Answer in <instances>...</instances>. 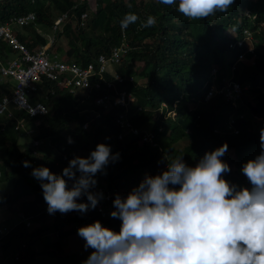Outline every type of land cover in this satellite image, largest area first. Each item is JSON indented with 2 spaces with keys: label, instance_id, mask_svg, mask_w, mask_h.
Here are the masks:
<instances>
[{
  "label": "trees",
  "instance_id": "obj_1",
  "mask_svg": "<svg viewBox=\"0 0 264 264\" xmlns=\"http://www.w3.org/2000/svg\"><path fill=\"white\" fill-rule=\"evenodd\" d=\"M92 1L0 0V21L11 15L35 12L36 22L24 27V31L29 35V45H45L48 39L40 34V28H51L57 17L71 9L75 10L77 18L86 11L88 17L83 26L69 21L62 33L68 41L64 50L66 59L84 66L95 61L98 55L109 53L110 47L118 40L120 21L126 14L138 15L139 20L126 29V41L131 49L127 51L126 58L115 65V73L120 80L113 79L111 75L106 77L115 83L116 89L133 95L134 102L127 115L135 125H142L154 114L157 115L163 102L168 104L162 112L159 111L160 115L151 126L156 144L143 140L139 134L123 139L112 136L115 115L120 108L112 106L110 110H105L93 102V98L105 89H97L92 84L84 91L70 94L46 81L39 99L47 104L48 114L32 117V122L37 121V127L41 128L48 121L45 129L55 146L56 155L44 153L42 157H37L39 163L35 167H47L60 174L68 161L75 157L71 153L74 144H69L68 138L75 142L88 136L86 145L89 154L98 143L108 144L112 153L120 154L118 162L107 166L106 175L97 174L94 177L98 183L92 191H98L99 186L107 191L116 187L125 196L144 178L145 169L154 168L148 174H158L165 167L163 161L170 162L178 155H183L184 161L194 166L206 151L227 143L234 157L229 156L227 151L222 159L231 169L235 164V168L241 169L247 150L255 147V154H259V135L264 128V31H259L261 37L257 32L264 22V0H234L227 13L217 12L214 16L197 20L184 17L176 10V5H163L160 0ZM148 16L155 17L157 23L141 28ZM229 28L233 30L232 34L227 32ZM246 28L251 34L245 33ZM255 36L260 37L259 42ZM21 38L24 40V37ZM5 51L12 52L7 47ZM215 51L218 55H214ZM240 54L245 60L239 59ZM248 61L251 63L247 64ZM134 63L143 64L135 78L129 72L130 65ZM136 78H145V84H137ZM228 83L239 85L240 91H234V86L228 87ZM212 85L216 91L207 97ZM4 88L6 86H1V89ZM51 90H54L53 94ZM228 91L230 98L226 95ZM45 93H48L46 98L43 97ZM176 103L177 108H174ZM172 109L176 111L175 116L165 115ZM254 116L260 119L254 122ZM85 122L87 126L83 127ZM159 126L162 127L160 130ZM64 130L67 131V140H57V134ZM16 136L5 135L10 144L4 148L10 157L1 163L6 166L3 174L6 170L10 173V191L0 193V206L17 205V211L29 222L35 220L44 225L25 226L19 219L5 234L0 235V253L14 241H26L27 245L30 239H38L45 230H55L57 238L52 246L59 254L63 250L58 238L77 231L66 227L70 223H79L81 227L99 221L105 228L107 226L119 232L120 220L111 216L102 218L96 209L83 215L76 211L65 215L57 212L48 222L43 212L47 204L40 182L30 174L35 167L22 166V161L42 144L37 146L31 141L13 155ZM231 175L229 181L239 176L246 178L237 170H233ZM71 183L69 181V187ZM113 199L110 201L112 206L108 207L109 214L115 210ZM46 249L48 251V247ZM24 250L26 246L18 250L16 264H29L34 258L35 253H25Z\"/></svg>",
  "mask_w": 264,
  "mask_h": 264
},
{
  "label": "clouds",
  "instance_id": "obj_2",
  "mask_svg": "<svg viewBox=\"0 0 264 264\" xmlns=\"http://www.w3.org/2000/svg\"><path fill=\"white\" fill-rule=\"evenodd\" d=\"M160 3L176 5L184 17L197 20L227 13L234 0ZM138 20L135 13L126 14L121 30ZM156 23L148 16L140 27ZM67 142L74 143L70 137ZM259 147V154L240 169L248 187L224 179L231 172L222 160L227 143L206 151L194 166L183 155L163 161L165 168L158 174H145L125 196L115 195L110 216L121 222L118 233L99 221L77 229L84 250H92L82 264H264V128ZM119 159L110 145L98 143L87 157L70 159L60 174L43 166L32 168L30 174L40 182L49 215H83L104 199L102 192L92 191L98 183L94 177L106 175L107 166ZM22 166L32 167L27 160ZM82 197L87 202H78Z\"/></svg>",
  "mask_w": 264,
  "mask_h": 264
},
{
  "label": "built area",
  "instance_id": "obj_3",
  "mask_svg": "<svg viewBox=\"0 0 264 264\" xmlns=\"http://www.w3.org/2000/svg\"><path fill=\"white\" fill-rule=\"evenodd\" d=\"M69 11L73 12V18H71ZM69 11L55 19L51 27L53 35L49 36L47 44H40L37 48L20 40L18 34V29L36 22L37 15L35 12H27L23 15H11L6 20L0 21V78L14 80L16 83L15 88H13L12 96L10 98L4 97L0 99V115H2L3 122L9 121V119L13 117V115L6 110L13 106L19 111H22V114H25L27 117L28 114L32 117L48 114V106L44 100L38 99L31 101V97L41 91L46 81L52 82L57 89L70 94L84 91L93 84L97 89H105V92H101L93 98V102L96 106H101L105 110H110L112 106L120 108V111L115 115V126L111 129V134L114 138L123 139L126 136L139 134L143 140L151 141V144L155 145L156 142H153L155 133L152 127L150 129H144V124L135 125L132 123L129 115H127V112L131 109V103L134 102L132 101L134 99L133 95L130 92L116 89L115 83L106 77V75H108L107 65H117L122 59L126 58L127 51L131 49V46L126 41V30H121V27H119L120 34L118 40L110 47L109 53L98 55L95 61L87 65L83 66L76 61H69L66 58L60 59L57 52L54 51L53 53L50 50V47L53 48L56 44L55 35H62L64 26L67 22L74 19V24L78 22V26H83L88 17L86 11L82 12L79 18H77L75 10L71 9ZM38 31L40 32V29ZM245 33L250 34L247 29ZM2 44L5 45L3 49ZM6 47L12 50V52H6ZM12 53L17 54L15 56H9ZM239 59L245 60L244 55L240 54ZM95 77L97 78L93 79ZM112 77L115 80H120V77L116 73L115 76ZM230 86H234V91H240L239 85L228 83V87ZM221 90L222 89H219V91ZM213 91L216 90L215 87L212 86L209 88L206 96H210ZM51 93L53 94L54 90H51ZM226 95L230 98V91H228ZM43 97H48V93H45ZM167 105L168 104L163 102L158 107V110L162 112V109L166 108ZM173 106L177 108V103ZM31 109L34 111V114L31 113ZM170 112H174V116L176 115V111L173 109L168 110L165 115H170ZM86 126L87 123H83V127ZM13 127L15 129L24 128L25 119L21 116L20 119H17L16 123L13 124ZM161 128V126L158 127L159 130ZM35 130L34 128H28V134H31ZM32 142L37 146L41 144L39 138H34ZM37 153L38 150L34 149V154ZM34 163H36V161ZM98 191L105 194L104 199L98 204L96 211L99 213L100 217L108 219L110 217L108 207L112 206L110 205L111 199L114 198L116 194L122 197L123 195L121 190L116 187L111 191H107L102 186H99ZM78 202L87 201L86 198H81ZM46 209L47 205L43 209L47 217H53L54 215H49ZM73 215H75V212H73ZM19 219L21 222H24L25 226L30 224L27 217H24L22 214L19 215ZM71 227L78 229L79 223H71ZM8 229L7 227H2L0 229V235L5 234ZM25 246L26 241H21L18 250L24 249ZM18 250L14 252L15 260L18 256Z\"/></svg>",
  "mask_w": 264,
  "mask_h": 264
},
{
  "label": "rangeland",
  "instance_id": "obj_4",
  "mask_svg": "<svg viewBox=\"0 0 264 264\" xmlns=\"http://www.w3.org/2000/svg\"><path fill=\"white\" fill-rule=\"evenodd\" d=\"M92 5H93V3H92ZM69 12L71 14V18H73V15H72L73 12L72 11H69ZM260 30L264 31V22L259 26V29L257 32V34L261 37V35L259 34ZM227 32L232 34L233 30L229 28ZM40 33L49 40V36L53 35V30L51 28H49V29L40 28ZM253 33H254V31H253ZM55 36H56V41H55L56 44L54 47H57V49L55 50L54 47L53 48L50 47V50L53 53H54V51H56L59 55V58L62 59L64 54H65L64 50L68 46V43H67L68 41L65 39V37L63 35L58 36L56 34ZM260 37L255 36L254 38L257 42H259ZM70 41H71V43H74L73 40H70ZM146 41H149V40H146ZM77 44L79 45L80 43L77 42ZM60 47H62V48H60ZM214 55H218V52L215 51ZM9 56H13V55L11 54ZM250 63H251V61H248L247 64H250ZM142 65H143L142 63H134L133 65H130L131 68L129 69V72L132 73L130 75H133L135 78L137 72H139L141 70ZM115 69H116V67L114 64H108L107 65V74L111 75V76H115ZM136 82H137V84L144 85L146 82V79L145 78H140V79L136 78ZM9 83H10V86H15V84H16L14 80H9ZM212 86L214 87V85H212ZM40 92L41 91H39L34 96H32L31 101L37 100L38 97L40 96L39 95ZM132 101H134V99ZM169 104H171V103H169ZM88 105H89V103L86 104V106H88ZM169 114L171 116H174V112H170ZM159 115H160V112L158 111L157 115L154 114L151 118L146 120L144 125H143V128L144 129H150L151 126L155 123V121ZM259 119H260V117H257V116L253 117L254 122H256ZM34 123L36 124L37 121ZM35 124H32L36 127V130L34 128L35 131L32 132V135H26V134L19 133L21 135H18V136L19 137L22 136L23 141L28 142V144H31L32 136L39 138L41 140L42 145H41V148L38 149V155L41 154L40 157H42L44 153H49L50 155L55 156L56 155L55 146H53V144H52L53 142L51 141V138L48 137V133L46 132L48 121H45L46 125L41 127V128H38ZM26 125L28 126V122H26ZM17 130H21V129H17ZM66 135H67V131L64 130L63 132L58 133L56 138H58L57 140H67ZM3 136H4L3 133H0V181H4L3 179L8 178L9 174H10L8 170H6V172L3 174V171H4L6 166L2 165L1 161L5 160V159H9V157H10L9 154H7L6 151L4 150L5 144L2 143L4 140ZM88 139H89V137L86 136L82 139L76 140L73 143L74 146L71 147V153L73 156L87 157L89 155L88 148L86 145ZM1 140H2V142H1ZM7 142H8V144H10L9 141H7ZM183 143L184 142H182V144ZM77 145H79V146H77ZM15 146H16L15 149H21L24 147V146L21 147L18 140L16 141ZM257 148H260V147L258 146ZM254 150H255V147L254 148L252 147L251 149L247 150V153H245L244 154L245 156L243 157L245 162L248 161L249 159H253L255 157V155H258L257 153L255 154ZM227 151H228V155L233 157L234 154H233L232 149H228ZM25 160L29 161L32 167H35L34 162H31L32 159L27 157ZM222 160L224 161L225 159H222ZM235 167H236V164L233 167V169H231V172L229 174L224 175L225 180L229 181L228 177L232 176L231 174L233 173V170H237V172L241 173L240 168L239 167L235 168ZM152 171H154V168L153 169L151 168V170L145 169L144 175L148 174ZM229 182L235 183V184H238V185H241L244 187L249 186V182L247 181V179L242 177V176H239L237 179L229 181ZM9 186H10L9 181H4V182L0 183V193L8 191ZM66 227L70 228L71 223ZM75 237H76V239L74 241H72L71 246L68 249L69 251L74 250V255H69V256L64 255V253H63L64 251H61L58 254L57 251L54 249L51 250L50 252H48L47 249H45V247H42L40 245V243L29 244L28 247L26 245V250H24L25 253H35L34 258H32V260L29 262V264H82V262L87 258V256L90 254V252L92 250L91 249H88L87 251L84 250V248H83L84 240L77 235V231H76ZM49 239L51 241L53 240L51 237H49ZM20 243H21L20 240L17 242L14 241L13 244L10 247H8V249L3 254L4 261L2 264H16L17 263V260L14 259V252H15V250H18ZM14 246H16V249H14ZM80 250L82 251L80 254H79V252H76V251H80Z\"/></svg>",
  "mask_w": 264,
  "mask_h": 264
},
{
  "label": "crops",
  "instance_id": "obj_5",
  "mask_svg": "<svg viewBox=\"0 0 264 264\" xmlns=\"http://www.w3.org/2000/svg\"><path fill=\"white\" fill-rule=\"evenodd\" d=\"M249 32H250V34H251V31L248 29V28H246ZM245 29V30H246ZM18 34H19V38H20V40H22V41H24L26 44H28V43H30V40H29V35H28V33H26L25 31H24V27L23 28H21V29H18ZM21 37H24V40L21 38ZM40 44H38V45H34V44H32V47H34V48H37L38 46H39ZM55 48V50L57 49V47H54ZM60 48H62V47H60ZM56 52V51H55ZM17 53H12V55L13 56H15ZM58 54V53H57ZM59 56V55H58ZM66 58V56H65V54H64V56H63V58L62 59H65ZM120 63V62H119ZM9 80L10 79H6V78H0V89H1V86H6V88H4V89H1L2 91H0V99H2V98H10L11 96H12V94H13V88H15V86H10V83H9ZM4 90H6V91H4ZM40 95V94H39ZM38 99H39V97H38ZM7 111H9L10 112V114H12L13 115V117L12 118H10L9 119V121H7V122H3V119H2V115H0V128H1V132L0 133H3V142H2V140H1V142L3 143V144H5V146L4 147H7L8 146V142L7 141H9L10 142V140L8 139V138H5V135H10V136H15V135H17L16 136V139L14 140V144L16 145V141L18 140V142L20 143V145H21V147H23V148H21V149H24L26 146H28V142H25V141H23V137L21 136V137H19L18 135H21V134H19V133H22V134H26V135H32V133L31 134H28V128H36L34 125H32V124H35L34 122H32V116H30L29 114H28V117L25 115V114H22V111H19L18 109H16L14 106L13 107H10L9 109H6ZM22 116V118H24L25 119V127L24 128H22L21 130H17V129H15L14 127H13V124L14 123H16V121H17V119H20V117ZM26 122H28V126L26 125ZM36 125V124H35ZM37 126V125H36ZM34 138H36V137H34V136H32V140H34ZM7 142V143H6ZM27 143V144H26ZM32 144H34V142H32ZM14 145V147L16 148V146ZM6 148H4V150H5ZM21 149H15V153H14V151H13V155H16V154H18L19 153V151L21 150ZM35 149H37L38 150V147H36ZM37 155V156H36ZM34 154V150H32V154H29L27 157L28 158H30V159H32L31 160V162H35L36 161V163H34V165L35 166H38V160H37V157H39V156H41V154H39L38 155V153L37 154ZM26 157V158H27ZM25 161V160H24ZM9 177H10V175H9ZM4 181H9V178H7V179H3ZM4 181H0V183H2V182H4ZM9 183H10V181H9ZM10 191V186H9V190L8 191H6V192H9ZM2 193H4V192H2ZM18 210V206L17 205H8V206H0V229L2 228V227H7V228H9V227H11L12 225H14V224H16L18 221H19V215H20V212H18L17 211ZM52 218H50V217H47V221L49 222L50 220H51ZM30 222H32V223H30L31 225H34V227H42L44 224L43 223H39V222H37V221H35V220H30ZM69 228V227H68ZM75 234H76V232L75 233H73V234H70V235H67V236H64V237H61V238H58V241H59V243H60V245H61V247H62V250L64 251L63 253H64V255H74V250L73 251H69L68 249H69V247L71 246V243H72V241H74L75 239H76V237H75ZM49 237H51L53 240L51 241L50 239H49ZM38 239H36V238H32V239H30L28 242H27V247H28V245L29 244H37V243H40V245L42 246V247H45V249H46V247H48V252H50L51 250H53V247L54 246H52V244L56 241V231L55 230H45L44 232H42L38 237H37ZM12 245V244H11ZM10 245V246H11ZM9 246V247H10ZM14 249H16V246H14ZM13 249V250H14ZM7 250V249H6ZM5 250V251H6ZM5 251L4 252H2V253H0V264H2L3 263V261H4V256H3V254L5 253ZM76 252H79V254L82 252L81 250L80 251H76ZM13 253V252H12ZM60 257V256H59Z\"/></svg>",
  "mask_w": 264,
  "mask_h": 264
}]
</instances>
